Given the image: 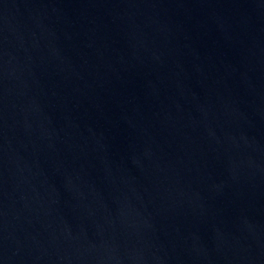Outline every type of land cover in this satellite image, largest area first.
I'll use <instances>...</instances> for the list:
<instances>
[{"label":"water","instance_id":"1","mask_svg":"<svg viewBox=\"0 0 264 264\" xmlns=\"http://www.w3.org/2000/svg\"><path fill=\"white\" fill-rule=\"evenodd\" d=\"M0 264H264V0H0Z\"/></svg>","mask_w":264,"mask_h":264}]
</instances>
